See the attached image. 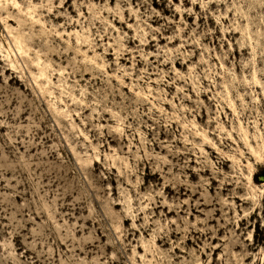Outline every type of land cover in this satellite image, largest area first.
Instances as JSON below:
<instances>
[{
	"label": "rangeland",
	"instance_id": "rangeland-1",
	"mask_svg": "<svg viewBox=\"0 0 264 264\" xmlns=\"http://www.w3.org/2000/svg\"><path fill=\"white\" fill-rule=\"evenodd\" d=\"M0 264H264V0H0Z\"/></svg>",
	"mask_w": 264,
	"mask_h": 264
},
{
	"label": "bare ground",
	"instance_id": "bare-ground-1",
	"mask_svg": "<svg viewBox=\"0 0 264 264\" xmlns=\"http://www.w3.org/2000/svg\"><path fill=\"white\" fill-rule=\"evenodd\" d=\"M206 138V137H205Z\"/></svg>",
	"mask_w": 264,
	"mask_h": 264
}]
</instances>
